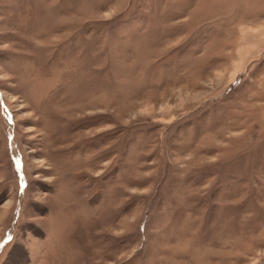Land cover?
<instances>
[{
    "label": "rangeland",
    "instance_id": "374dc122",
    "mask_svg": "<svg viewBox=\"0 0 264 264\" xmlns=\"http://www.w3.org/2000/svg\"><path fill=\"white\" fill-rule=\"evenodd\" d=\"M0 264H264V0H0Z\"/></svg>",
    "mask_w": 264,
    "mask_h": 264
}]
</instances>
